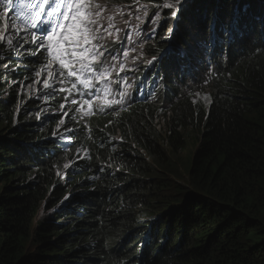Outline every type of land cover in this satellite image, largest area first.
<instances>
[{
	"label": "trees",
	"instance_id": "16d2710c",
	"mask_svg": "<svg viewBox=\"0 0 264 264\" xmlns=\"http://www.w3.org/2000/svg\"><path fill=\"white\" fill-rule=\"evenodd\" d=\"M93 1L95 6L140 3L152 8L163 1L175 2ZM11 2L12 10L19 11L20 0ZM179 7V28L170 40H165L163 26L154 39L147 38L142 53L127 41L116 57L120 70L142 71L148 66L164 76V89L155 105L177 110L170 127L158 132L141 111L142 118L136 115L128 132L137 149H145L157 162L150 166L136 150L114 158L130 173L89 166L87 175L95 179L91 189H84L87 209L75 189L70 200L62 203L65 190L58 180L48 183L52 175L39 171L42 165L29 133L28 115L20 114L14 124L19 97L13 86L25 73L16 68L2 36L0 264H124L130 257L122 245L137 232L133 222L146 227L153 221L152 227L168 228L171 262L164 264H264V32L257 27L264 20V0H183ZM171 11L165 8L160 20L166 30L176 18L168 15ZM225 19L241 32L240 39L229 44L221 34L215 40V46L222 41L221 46L212 55L216 74L197 70L195 45H200V39L207 42V28ZM151 28L154 25L144 35L149 37ZM169 48L171 54L161 62L160 56ZM184 50L186 54L181 53ZM153 55L157 59L149 64ZM207 73L217 77L205 84ZM226 87L224 97L209 96L210 102H216L204 126L203 114H192V91L196 96L197 90L215 93ZM34 88L35 84L27 87ZM190 128L196 137L187 133ZM187 138L195 155L183 157ZM72 202L79 205L67 210ZM42 204H46L44 217ZM133 248L134 264H142L141 249L145 248L146 258L149 255L146 238L141 237Z\"/></svg>",
	"mask_w": 264,
	"mask_h": 264
},
{
	"label": "clouds",
	"instance_id": "9594fccd",
	"mask_svg": "<svg viewBox=\"0 0 264 264\" xmlns=\"http://www.w3.org/2000/svg\"><path fill=\"white\" fill-rule=\"evenodd\" d=\"M241 6L248 8V5L242 4ZM163 26H165L164 32L167 34L168 29L166 30V25L162 24L161 21L155 22V32L161 33ZM170 26L173 28L174 25L172 22ZM215 27L220 28L215 29L217 32L214 31V33L211 30L212 27L209 29L207 28V42L200 39V45H195V49L193 50L194 52L199 50L195 55L197 70H210L212 74H216L212 55L220 48L222 41L217 42V46H215L214 43L210 58L206 57V45L208 42L213 38L215 40L221 38V34H224L223 30L225 28H227L230 33V35L227 36L229 44L235 43V41L239 40L241 37L236 35L238 33L231 28L228 19L215 23ZM257 27L261 32H264V20L257 22ZM13 29L14 30L11 31L12 44L7 47L11 50L12 60L15 61L17 65L16 68L21 67L24 73L28 75L27 79L23 76L19 80L22 82L18 81L13 86V88H15L14 92H16L19 97V99L16 98L18 102L14 104L16 113L14 124L18 123L20 114L23 113L24 116L28 115L30 119L27 124L29 133L38 156L40 157V164L42 165L40 168L38 166L39 171H44V173L52 175L48 183L51 182V179L58 180L62 187V191L65 190V196L61 200L62 203L70 200V194L75 189V195H80L82 205L87 209L83 196V194H85L84 191H86L84 189L88 187L91 189L93 187L92 181L95 179L89 178L87 175L90 172L89 166L94 168L104 167L105 169L110 166L109 169L115 168L116 170L122 171L124 174H126V172L130 173L129 169L125 168L123 165H118L114 158H122L128 153L133 154L136 150L142 159L150 166H153V163L157 162L145 149H137L136 144L128 138V132L131 125L130 123L134 121L133 118L136 117V115L142 118L141 114L143 111L145 113V118L149 120L150 126L153 129H157L158 132H162L164 129L170 127L168 124L172 121L177 110L155 105V102H157L159 95L164 89V79L158 78L151 80V82L144 83L143 86L132 89L136 94L140 92L142 96L141 100L133 104L123 102L120 107L117 105L118 107L116 106L117 109L112 115L95 111L84 122H81V118H83L85 114L82 112L79 113L77 108L83 107L84 102H81L77 106L72 103L73 96L77 97L78 93L75 89L76 83L70 80L68 76L59 77L53 75L52 78H48V75H41L40 77H36L33 69L39 71V64L33 63V61H37V51H39V49L36 48L35 43H31L30 37L24 38V36L21 35L20 38L17 29L15 27H13ZM37 40L39 41V36H37ZM118 40L122 43L125 41L124 38H118ZM18 42H20L19 47H17ZM14 55H19V57L13 59ZM200 56H203V60ZM225 57L226 56L223 55V58ZM205 77L206 80L204 83L208 84L213 81L217 75H209L207 73ZM39 79L46 81L49 87L43 88L42 83L36 82ZM52 79L54 82H51ZM150 79V77H146L147 81ZM31 84H35V88L37 89L28 90L27 87ZM74 84L75 87H73ZM147 85L153 86L155 94H148L152 91L144 89ZM235 86L236 84L232 86L231 89L235 88ZM53 88H56L55 92H53ZM60 89L65 90L60 91ZM226 91H229V87L224 88L221 92L215 93H206L197 90L195 96L194 89L192 95L189 97L193 116L199 115L200 113L203 114V123L205 126L207 118L211 114L212 107L216 102H210L209 96L215 94L218 100L226 95ZM152 95H154V97ZM20 96L23 97L25 102L22 101ZM106 100H101L99 106L106 105ZM62 104L63 107H61ZM61 119L64 120L63 124L59 123ZM98 119H107V121L102 122L98 121ZM187 133L194 137L197 136L192 128L188 129ZM187 140L188 146L181 153L183 157L195 155V147L191 146L189 141L190 138H187ZM109 163L113 165H109ZM65 165L68 166L65 167ZM99 171L102 172V170ZM78 205L79 203L72 202L65 208L68 210L70 206L74 208ZM140 221L145 220L140 219L139 222ZM153 222L146 224V227L142 224V226H137L133 222V229L137 232L132 236V240H130L129 243L126 242L122 245L123 248L127 249L130 257V262H125L124 264L135 263L133 247L137 245L141 237L146 238L149 247V255L147 254V258L145 248L141 249L140 254L145 258L142 264H149L151 261H156L159 264L171 262L169 258L170 247L168 244L170 240L169 237H167L168 228L164 227L162 229H157V227L151 226ZM183 235H185V231L182 230L181 236Z\"/></svg>",
	"mask_w": 264,
	"mask_h": 264
},
{
	"label": "snow or ice",
	"instance_id": "6c2138e0",
	"mask_svg": "<svg viewBox=\"0 0 264 264\" xmlns=\"http://www.w3.org/2000/svg\"><path fill=\"white\" fill-rule=\"evenodd\" d=\"M2 2H8V0H2ZM44 5H48L49 0H42ZM183 3V0H175L174 3L169 2L165 3L163 7L172 9V11L168 14L170 17L175 18L177 16V13L180 11V5ZM187 4H184V7L187 8ZM61 7H64L65 14L58 15L60 13ZM100 6L96 5L93 8H89L87 4L83 2V0H54L53 6L50 8L49 11H44L41 7L38 6L37 0H20L19 4V11L18 16L21 17L23 23L26 26V29L30 30L31 35V43L36 44V48L39 49L44 45V38L41 35V38L39 41L37 40L38 33H41L45 25H47L48 29L50 30V34L47 35V49L52 50L51 55L53 58V61H59L60 67L64 68L66 65L64 63L63 59V53L60 52L59 55H57L58 51L60 49H63L64 42L68 41V36L63 35L65 33V30L67 28V25L61 23V21H72V28H75L80 33V39L79 40H72L70 41L73 45H80L83 47L84 45H90V48H83V51L85 53L92 52L94 57H102L104 56V51H101L102 44H93V41H103L104 37L100 34V28L103 27V25L99 24L98 17L100 14ZM43 17V18H42ZM158 11L156 13H153V19L149 20V25H152L155 23V20L158 19ZM137 19L139 20L140 17L137 16ZM182 19V17H181ZM180 21L177 20V28L179 27ZM113 25L110 23L109 27H112ZM72 28H67L69 32L72 31ZM57 29H59V32H57ZM211 30L215 31V25H212ZM149 31V30H145ZM169 33L172 32V28L168 29ZM224 36H229L230 33L227 28L224 30ZM109 36L112 35L111 32L108 33ZM155 37V29H150L149 39H154ZM7 44L11 45L12 40L11 36H8L7 38ZM127 42V38L125 39V43ZM215 43V39L213 38L208 42L206 45V57L210 58L213 45ZM20 46V42H18L17 47ZM172 49L169 48L166 52L163 53L162 56H160L161 62H163L164 58H166L169 54H171ZM73 55L75 53L73 52ZM109 55H112L109 53ZM123 55H127V52H124ZM159 55V54H157ZM157 55H153L150 60L147 62L151 64L154 60L157 59ZM33 63L41 64L44 63L43 60L40 61H33ZM70 63H75L70 62ZM46 67L51 69L52 62H48L46 64ZM44 68H41L39 71L33 69L35 72L36 77H40L42 73L44 72ZM80 70L81 72H88L92 73L93 69L86 63H84L83 58L80 60ZM96 72L101 73L103 75L104 72H107L108 69L104 67V63H100V66L95 69ZM74 72H70L69 75H74ZM48 78L53 77V72L48 71L47 73ZM60 75H63V73H60ZM37 83H42L43 88H48L49 84L46 81H36ZM75 87V84L73 85ZM65 89H60V91H64ZM56 91V88H53V92ZM72 103H76L75 99L72 101ZM63 107V104L61 105ZM60 124L64 123V120L61 119L59 121ZM68 165H65L67 167Z\"/></svg>",
	"mask_w": 264,
	"mask_h": 264
},
{
	"label": "rangeland",
	"instance_id": "374dc122",
	"mask_svg": "<svg viewBox=\"0 0 264 264\" xmlns=\"http://www.w3.org/2000/svg\"><path fill=\"white\" fill-rule=\"evenodd\" d=\"M83 2L85 3V4H87L88 5V7L89 8H93L92 6H91V4H92V0H83ZM39 3L40 4H42L43 2H42V0L41 1H39ZM44 5V4H43ZM112 8H115V10H106V9H104V7L103 6H100V15H99V17H98V19H101L102 17H101V15H103V17L104 16H107L108 14L110 15V16H113V15H115L116 14V12H117V8L118 7H112ZM128 10V9H127ZM4 18L6 19V21H5V25L7 26V27H5V26H3V28L4 29H6L7 30V37L8 36H11L12 34V32L10 31V21H9V19H8V14H4ZM67 22H69V23H72V21L71 20H69V21H67ZM73 32H78L75 28H73ZM19 33V32H18ZM246 34H248V33H246ZM2 36L3 37H5L6 36V34L4 33V35H3V32H0V40H1V38H2ZM19 37L21 38V35H19ZM70 44H72V43H70ZM7 46H8V44H7ZM72 61V60H71ZM76 61V60H75ZM74 61V62H75ZM73 62V61H72ZM72 65H75V64H77L76 62L75 63H71ZM37 88H35V90H36ZM209 100H210V97H209ZM204 128V127H203ZM200 132H202L203 133V130L201 129L200 130ZM182 183H184V182H182ZM181 183V184H182ZM46 207V204H42L41 206H40V209L42 210V212H41V214H42V217H44V215L45 214H47V211L44 209Z\"/></svg>",
	"mask_w": 264,
	"mask_h": 264
},
{
	"label": "bare ground",
	"instance_id": "6f19581e",
	"mask_svg": "<svg viewBox=\"0 0 264 264\" xmlns=\"http://www.w3.org/2000/svg\"><path fill=\"white\" fill-rule=\"evenodd\" d=\"M8 14V19H9V12L7 11V9L5 8V7H0V32H3V35H4V33L6 34V36L5 37H3L4 38V40L7 42V30L6 29H4L3 28V26H5V27H7L6 25H5V21H6V19L4 18V14ZM10 21V20H9ZM15 28L17 29V31L19 32V35H21V32H20V28H19V26H18V24H16V22H15ZM174 32V29L172 30V33ZM239 33H241V32H239ZM238 33V34H239ZM245 33V32H244ZM238 34H236V35H238ZM246 35V34H245ZM2 39V38H1ZM148 46V45H147ZM198 52V51H197ZM197 52H195V53H197ZM37 57H40L41 58V51L39 50V51H37ZM44 63H46L45 61H44ZM25 77L27 78L28 77V75H27V73H25ZM51 82H54V80L52 79L51 80ZM150 94H155V93H150ZM118 107V106H117Z\"/></svg>",
	"mask_w": 264,
	"mask_h": 264
}]
</instances>
